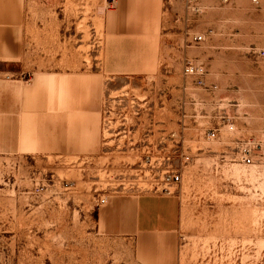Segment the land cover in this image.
<instances>
[{"label":"rangeland","instance_id":"obj_1","mask_svg":"<svg viewBox=\"0 0 264 264\" xmlns=\"http://www.w3.org/2000/svg\"><path fill=\"white\" fill-rule=\"evenodd\" d=\"M168 156L180 263L264 264V0H0V264H161L97 214Z\"/></svg>","mask_w":264,"mask_h":264},{"label":"crops","instance_id":"obj_2","mask_svg":"<svg viewBox=\"0 0 264 264\" xmlns=\"http://www.w3.org/2000/svg\"><path fill=\"white\" fill-rule=\"evenodd\" d=\"M112 14L118 13L116 11ZM142 55L141 53V58L137 62V69L142 70L143 66L150 64L151 71L153 62L149 63L146 58L143 63ZM145 56L147 57L148 53H145ZM56 92L59 96L64 92L65 100H61L63 103H59V100H56V103L59 104L58 110L61 108L62 111H66L70 103L67 89L57 88ZM82 92H86V89H82ZM34 97V102L26 104L24 101L22 106H28L35 113H41L51 107V104L49 107L48 103L44 105L39 103L42 101L40 91L35 93ZM97 215L99 234L135 240L143 250L149 246L161 248V264H181L177 250L183 241L184 228L182 201L179 195L141 193L136 197L126 195L110 198L105 205L99 206Z\"/></svg>","mask_w":264,"mask_h":264},{"label":"built area","instance_id":"obj_3","mask_svg":"<svg viewBox=\"0 0 264 264\" xmlns=\"http://www.w3.org/2000/svg\"><path fill=\"white\" fill-rule=\"evenodd\" d=\"M195 1V0H191ZM262 0H251V2L255 5H259ZM204 40V37L199 35L194 37V41L200 43ZM184 74L186 77H190L193 79L195 84L199 87L206 86L205 75L206 69L203 64L195 63L193 61L188 60L185 64ZM225 125L229 128V130H234L235 125L230 119L224 118ZM217 130H209L206 135L209 139H215L217 137ZM182 159L188 160V157L182 156ZM242 160L246 164L252 163V158L249 153H244L242 155ZM167 165L160 172V176L158 179L153 180L151 182H146L148 187L146 189V193L152 195H174L176 191V187L183 180V174L171 164V156L167 157ZM156 181V182H154ZM106 198L100 199V204L105 205L107 203Z\"/></svg>","mask_w":264,"mask_h":264}]
</instances>
